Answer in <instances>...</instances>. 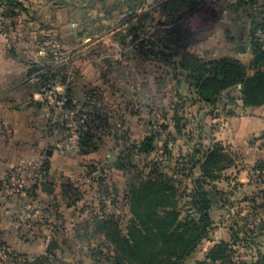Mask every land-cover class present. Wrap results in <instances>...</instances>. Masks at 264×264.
<instances>
[{"label": "rangeland", "instance_id": "obj_1", "mask_svg": "<svg viewBox=\"0 0 264 264\" xmlns=\"http://www.w3.org/2000/svg\"><path fill=\"white\" fill-rule=\"evenodd\" d=\"M169 1L0 0V142L12 140L21 144L25 140L24 130L11 134L7 125H4V118L30 112L32 104L28 94L31 92L42 95L49 115L47 129L50 133L62 130L64 138L61 142L71 141L74 130L78 129L75 116L81 110L86 112L91 107L102 113H111L114 121V115L122 113L120 108H131L133 112L139 113L138 117L131 118L118 115L117 118L123 124L112 123V132L122 139L126 133L132 140L138 139L149 124H163V102H173L166 98L164 100L162 96L172 93L171 96L176 97L179 86L174 80L172 67L161 62L158 55L152 57L149 53L146 56L144 51L150 52L153 48H145L142 43L146 40L153 42L156 37L162 38L165 30L170 32L174 29V25L167 23L159 13L160 5ZM192 1L197 4L190 6L188 2L184 7L181 6L182 12L187 13L183 32L188 28L191 33L188 36L192 44L190 52L205 60L211 56L235 60L239 58L241 61H237L248 64L252 32L255 33L253 37L264 44V16L259 14L264 10V0ZM142 25L146 27L144 35L140 30ZM130 31H134L135 35L140 34V39L133 42ZM238 45L247 48L245 53L238 51ZM153 52L157 51L154 49ZM51 76L57 79L47 85L42 83L44 79L40 80ZM68 91L74 96L72 104L76 105V110L69 111L63 106V110L59 111L56 103L63 100L66 105ZM174 100L178 101L177 98ZM21 108L23 112L19 113ZM198 122L197 119L189 118L187 130H199L202 126ZM103 139V146L91 159H83L82 164L80 158L74 164L71 161L69 164L60 163L62 167H66V164L68 166L69 174L65 175L66 178L71 176L74 181L78 176L76 183L82 200L74 211L66 213L69 229L75 231L76 237L73 240L70 237L69 251L67 244H64L65 254L59 258L58 264H110L113 261L115 255L109 253L108 242L89 229L88 221L94 217L93 214H97L94 209L98 210V189L105 191L109 188L110 192L117 190L121 208L119 214L125 230L130 219L125 196L128 183L136 170L132 165L138 166L141 172H147L143 168L146 163H139L137 158L133 159L134 163L128 171L116 170L114 165L122 155L123 148L120 146L123 141L119 147H115L113 143L105 144ZM109 156L115 158L116 162L108 161ZM80 168H83L81 173ZM10 184L7 180L1 182L2 198L11 205L22 206L25 204L24 195L10 192ZM185 184L180 189L178 201V209L184 218L190 212L186 203L191 201L193 192L190 181ZM32 193L26 192L25 195L30 194L31 199H34ZM37 199L31 202L29 212L38 206ZM227 215L225 206L220 217ZM256 215L249 216V224L258 219ZM244 225L243 222L239 228ZM214 230L211 229L208 239L183 264H197L205 259L213 241ZM240 246L246 248L242 244ZM89 248L96 250L92 253L94 258H91ZM238 259L247 262L241 254ZM3 262L8 264L6 258Z\"/></svg>", "mask_w": 264, "mask_h": 264}, {"label": "trees", "instance_id": "obj_2", "mask_svg": "<svg viewBox=\"0 0 264 264\" xmlns=\"http://www.w3.org/2000/svg\"><path fill=\"white\" fill-rule=\"evenodd\" d=\"M188 2L190 6L197 4L192 0H170L160 5L159 13L168 21L167 23L174 25V29L170 32L168 29L165 30L162 38H155L158 41L154 39L153 42L146 40L142 43L145 48L147 46L153 48L150 52L144 51L145 55L148 56L149 53L152 57L158 55L161 57V62L172 67L174 75L184 74L190 90L208 103L218 102L225 92L242 85V102L245 107L264 106V44L259 43L253 37L255 33L252 32L253 59L249 66L231 58L211 61L199 58L190 52L192 44L189 43L188 36L191 33L187 30L188 28H185L186 34L183 32L187 13L182 12L181 6L184 7ZM259 14L263 17L264 10ZM145 28V25L140 27L143 35ZM129 35L133 38V42L140 39V34L135 35L134 31H130ZM154 49L157 52H153ZM56 79L51 76L50 78L42 77L40 80L47 85ZM66 100V110H76V105L72 104L74 96L71 91L66 92ZM230 100L233 101V99ZM83 111L81 110L75 116L78 119L76 132L80 135L79 149L82 156L97 152L102 144L101 139L111 136L117 142L123 141L122 155L114 165L116 170L128 171L135 158L139 163H146L143 166L147 170L145 173L139 171L138 166L132 165L136 170L128 183L125 196L126 208L130 216L125 230L121 214H119L121 208L117 190L110 192L109 188L105 191L98 189V210L94 209L97 214H93L94 217L88 221L89 229L103 236L108 242L107 249L111 251L109 253L115 255L110 264L185 263L202 242L208 239L209 232L214 228L211 217L216 202L214 183L220 179L223 171L233 166L232 154L225 153L219 143L208 150H203L199 137L195 139L192 131L187 130L188 120H182L178 116L174 118L177 134H182L189 144H195L191 152L186 154L180 152L174 156L169 146L174 140L171 134H167L162 148L159 149L157 146L160 134L167 132L164 125L160 126L158 134L153 132L150 137L138 142L132 140L128 133L123 139L118 138L117 134L112 132L110 114H104L93 107L86 112ZM44 167L46 178L47 164ZM262 169L264 167L259 170ZM188 181L193 186V192L190 196L191 201L186 203L190 212H187L184 218L178 209L180 204L178 201L180 189ZM38 189L35 188L31 192L35 194ZM184 190L187 189L184 188ZM63 195H69L70 204L75 205L82 200L78 188L73 185L64 187ZM261 208L264 209V205ZM191 213L194 216L191 217ZM259 228L262 229V226L260 225ZM231 230L235 231L234 228ZM237 233L242 237L238 238L235 234L236 237L233 238L232 243L221 242L214 245L205 259L197 264H264V255L261 253L258 254V261L255 263L238 259L235 246L242 244L246 247L252 244L250 235L254 233V230H249L244 225L243 228H238ZM50 249H58L57 244L51 245ZM89 251L91 258H94L92 253L96 250L89 248ZM2 252L5 253L8 264L17 263L18 258L9 254L5 244L0 241V263L3 264ZM58 261L59 258H56L54 253H49L47 257L26 264H58Z\"/></svg>", "mask_w": 264, "mask_h": 264}, {"label": "crops", "instance_id": "obj_3", "mask_svg": "<svg viewBox=\"0 0 264 264\" xmlns=\"http://www.w3.org/2000/svg\"><path fill=\"white\" fill-rule=\"evenodd\" d=\"M244 48L247 49L245 46ZM198 57L204 59V57ZM222 58L211 56L207 61ZM252 59L251 55L248 64L244 65L249 66ZM237 60L241 61L239 58ZM174 80L178 83L179 95L172 97V93L163 94L164 100L169 99L173 102H163L161 110L165 113L163 115L164 123L149 124L141 137L133 138V140L140 142L150 137L153 132L158 134L160 126L164 125L167 132L160 134L157 142L158 148H162L167 134H171L174 140L169 146L174 156L180 152L186 154L191 152L195 143L189 144L182 134H177V124L174 118L175 116L182 120L194 118L199 121L198 123L202 127L199 130L192 129L190 131L195 139L199 137L203 150H208L214 144L219 143L225 153L232 154L233 166L223 171L220 174V179L214 183L216 202L211 217L215 230L210 249L221 242L232 243L236 236L241 238L242 235L238 234L237 230L244 222L245 226L250 228L249 230H254V233L250 235L253 243L246 248L237 245L235 250L239 251L248 263H255L258 261L259 253L264 255V209L261 208L264 205V180L257 177L259 169L264 167V106L245 107L242 102L240 85L225 92L218 102L208 103L190 90L184 74L175 75ZM28 95L31 100L30 104H32L29 108L30 112L18 116L7 115L4 118V125H7L11 134L21 129L24 130L25 140L21 144L12 140L0 142V184L3 180H8L9 174L15 166L19 164L31 165L44 158V163L47 164V175L44 182L49 184L54 191L52 193L45 192L41 186L35 194L32 193L34 199H31L30 194H23L25 204L18 207L15 204H9L2 198L3 194L0 188V241L5 244L9 254L18 258L16 264H26L47 257L49 253H54L56 258L64 257V244L68 246L70 237L72 240L76 237L74 230L69 229L70 223L65 216L68 211H74L79 203L70 204L69 195H63L64 187L73 185V183L76 184L75 187H78L76 183L78 176L74 178V181L70 178L71 176L65 177L69 174L67 164L70 161L74 164L77 158L81 159L82 164L83 159H91L103 146L100 145L97 152L86 156L80 154L79 145H76L74 141L71 142L69 149L61 150L64 132L61 130L50 133L47 129L49 115L42 95L35 92ZM156 97L159 98L158 95ZM176 98L177 102L172 101ZM130 109L123 108L122 110L120 108L122 113L118 115L130 118L139 116L138 112L135 113ZM157 110L158 108L155 109V111ZM18 112H23V109H19ZM109 114L111 115V113ZM118 115H114L115 121L111 119L112 126L113 122L115 125L123 124V121L120 122L121 119L117 118ZM103 140L105 144L113 143L115 147H119L121 142H117L114 137L109 136L104 137ZM110 157L112 156L107 157L108 161H110ZM61 162H66V167L60 166ZM82 169H79L80 173ZM36 198L39 199L36 201L38 206L29 212L32 208L31 202ZM225 206L228 215L221 218L220 212H224ZM253 214H258L255 216L258 219H254L249 224V216ZM260 225L262 229L259 228ZM231 228H234L235 231H232ZM64 229L67 230L63 231ZM53 244H57L58 249L51 250L50 247ZM67 250L69 251V246Z\"/></svg>", "mask_w": 264, "mask_h": 264}, {"label": "built area", "instance_id": "obj_4", "mask_svg": "<svg viewBox=\"0 0 264 264\" xmlns=\"http://www.w3.org/2000/svg\"><path fill=\"white\" fill-rule=\"evenodd\" d=\"M59 111L63 110V106H65V102L61 100L56 103ZM77 129L74 130L73 136H71V141H64L61 145V150L69 149L71 142L74 141L76 145H79L80 135L76 132ZM44 158L40 161L31 164H21L18 167H15L11 170L9 174V178L7 181L11 182L10 184V192L25 194L26 192L33 191L35 188H41L42 183L45 181V167H44ZM257 177L264 180V169L259 170L257 173ZM6 182H4V186H6ZM8 187V186H7ZM3 259L6 258L4 252H2Z\"/></svg>", "mask_w": 264, "mask_h": 264}, {"label": "water", "instance_id": "obj_5", "mask_svg": "<svg viewBox=\"0 0 264 264\" xmlns=\"http://www.w3.org/2000/svg\"><path fill=\"white\" fill-rule=\"evenodd\" d=\"M238 51H239L240 53H245V48H244V46H243V45H239V46H238ZM239 88L241 89L242 86L240 85ZM110 161H112V162L115 163V162H116V159L110 157ZM42 188L44 189L45 192H48V193H52V192L54 191L53 188H52L51 186H49V184H47L46 182H43V183H42Z\"/></svg>", "mask_w": 264, "mask_h": 264}]
</instances>
